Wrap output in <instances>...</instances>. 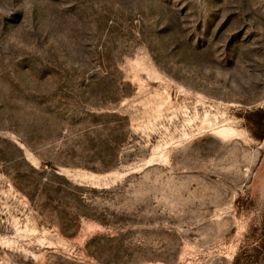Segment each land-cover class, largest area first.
Here are the masks:
<instances>
[{"label": "rangeland", "instance_id": "obj_1", "mask_svg": "<svg viewBox=\"0 0 264 264\" xmlns=\"http://www.w3.org/2000/svg\"><path fill=\"white\" fill-rule=\"evenodd\" d=\"M258 109L264 0H0V264H264Z\"/></svg>", "mask_w": 264, "mask_h": 264}, {"label": "trees", "instance_id": "obj_2", "mask_svg": "<svg viewBox=\"0 0 264 264\" xmlns=\"http://www.w3.org/2000/svg\"><path fill=\"white\" fill-rule=\"evenodd\" d=\"M248 116L254 122L255 126L261 130V134L264 136V109L251 111ZM254 116H257V119H253Z\"/></svg>", "mask_w": 264, "mask_h": 264}]
</instances>
